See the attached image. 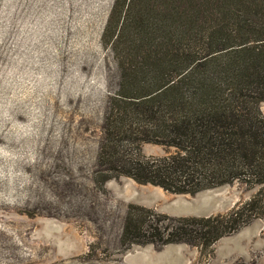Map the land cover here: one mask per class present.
Here are the masks:
<instances>
[{
  "label": "rangeland",
  "instance_id": "1",
  "mask_svg": "<svg viewBox=\"0 0 264 264\" xmlns=\"http://www.w3.org/2000/svg\"><path fill=\"white\" fill-rule=\"evenodd\" d=\"M233 1L197 5L196 35L264 39V0ZM113 2L0 0V264H264L260 186L174 194L113 168L116 154L105 152L114 145L127 160L175 152L139 137L106 140L119 91L101 40ZM249 107L264 118V102ZM234 212L223 231L237 229L210 245L201 234L167 245L123 235L129 217L162 232L177 220L226 221Z\"/></svg>",
  "mask_w": 264,
  "mask_h": 264
},
{
  "label": "trees",
  "instance_id": "2",
  "mask_svg": "<svg viewBox=\"0 0 264 264\" xmlns=\"http://www.w3.org/2000/svg\"><path fill=\"white\" fill-rule=\"evenodd\" d=\"M204 1L114 0L101 36L119 72L106 140L139 137L175 152L127 160L118 157L114 145L105 154H116L117 174L170 193L193 195L240 182L260 186L262 194L264 118L249 104L264 102V39L196 35L197 5ZM237 214L226 221L177 220V226L162 232L149 219L137 225L129 217L123 235L134 243L167 245L192 242L201 234L203 244L210 245L237 229L223 231L234 225Z\"/></svg>",
  "mask_w": 264,
  "mask_h": 264
},
{
  "label": "water",
  "instance_id": "3",
  "mask_svg": "<svg viewBox=\"0 0 264 264\" xmlns=\"http://www.w3.org/2000/svg\"><path fill=\"white\" fill-rule=\"evenodd\" d=\"M197 213V212H196Z\"/></svg>",
  "mask_w": 264,
  "mask_h": 264
}]
</instances>
